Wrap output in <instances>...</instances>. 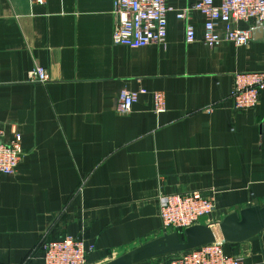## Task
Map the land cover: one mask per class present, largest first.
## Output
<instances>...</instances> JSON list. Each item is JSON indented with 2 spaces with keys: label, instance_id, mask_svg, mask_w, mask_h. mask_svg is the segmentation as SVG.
I'll use <instances>...</instances> for the list:
<instances>
[{
  "label": "crops",
  "instance_id": "obj_1",
  "mask_svg": "<svg viewBox=\"0 0 264 264\" xmlns=\"http://www.w3.org/2000/svg\"><path fill=\"white\" fill-rule=\"evenodd\" d=\"M195 0H167L182 10ZM217 3V0H215ZM113 0H0V125L16 130L22 157L0 179V264H42L38 243L78 236L104 264L164 232L156 197L212 190L215 226L226 215L264 203V90L255 108L237 112L234 76L264 71V27L244 47L201 42L204 17L167 15L165 44H112ZM35 66L44 84L26 82ZM122 88L139 92L127 115L116 111ZM161 92L164 111H152ZM168 233H172L169 232ZM224 253L264 264V230ZM173 255L137 264H170Z\"/></svg>",
  "mask_w": 264,
  "mask_h": 264
},
{
  "label": "built area",
  "instance_id": "obj_2",
  "mask_svg": "<svg viewBox=\"0 0 264 264\" xmlns=\"http://www.w3.org/2000/svg\"><path fill=\"white\" fill-rule=\"evenodd\" d=\"M44 4L45 0H31ZM197 11L204 17L201 42L208 48L222 42L244 47L251 38L248 30L237 28L239 22L256 21L264 27V0H195L190 6L175 11L167 0H113L112 13L115 18L112 44L141 48L150 44H165L167 15L175 12L178 20L185 22V42L196 40L194 28L189 23L190 13ZM50 80L48 71L35 66L27 73L26 82L44 84ZM264 90V71L239 73L234 76L229 99L234 111L243 112L258 104V97ZM141 92V91H139ZM139 92L122 88L117 97L116 111L120 115L131 112ZM152 111H164V97L161 92L151 93ZM5 129L0 125V179L13 174L22 157L21 135L11 131L4 142ZM158 216L164 233L182 232L202 222H213L216 201L212 190H194L158 194L156 197ZM84 226L78 236L66 235L57 240L45 236L38 243L42 264H87V254L94 246L85 245ZM223 240H217L187 251L172 254L170 264H242L240 258L224 253ZM32 256L21 264H30Z\"/></svg>",
  "mask_w": 264,
  "mask_h": 264
},
{
  "label": "water",
  "instance_id": "obj_3",
  "mask_svg": "<svg viewBox=\"0 0 264 264\" xmlns=\"http://www.w3.org/2000/svg\"><path fill=\"white\" fill-rule=\"evenodd\" d=\"M264 230V203L226 215L215 226L193 225L180 232L163 233L151 241L104 264H137L145 260L187 251L217 240L241 243ZM183 235L184 240H180Z\"/></svg>",
  "mask_w": 264,
  "mask_h": 264
},
{
  "label": "trees",
  "instance_id": "obj_4",
  "mask_svg": "<svg viewBox=\"0 0 264 264\" xmlns=\"http://www.w3.org/2000/svg\"><path fill=\"white\" fill-rule=\"evenodd\" d=\"M180 233H181V231H180ZM180 240H181V241H183V240H184V237H183V235H180Z\"/></svg>",
  "mask_w": 264,
  "mask_h": 264
}]
</instances>
